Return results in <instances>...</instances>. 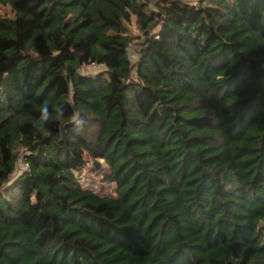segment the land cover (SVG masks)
<instances>
[{
    "label": "trees",
    "instance_id": "16d2710c",
    "mask_svg": "<svg viewBox=\"0 0 264 264\" xmlns=\"http://www.w3.org/2000/svg\"><path fill=\"white\" fill-rule=\"evenodd\" d=\"M0 264H264V0H0Z\"/></svg>",
    "mask_w": 264,
    "mask_h": 264
},
{
    "label": "rangeland",
    "instance_id": "374dc122",
    "mask_svg": "<svg viewBox=\"0 0 264 264\" xmlns=\"http://www.w3.org/2000/svg\"><path fill=\"white\" fill-rule=\"evenodd\" d=\"M1 12L4 13L3 10ZM132 22L134 23V19ZM133 23H130V28L135 30ZM108 172V166L103 159H93L83 154L81 165L77 168L75 174L83 187L90 188L96 193L113 195L114 185L103 180Z\"/></svg>",
    "mask_w": 264,
    "mask_h": 264
},
{
    "label": "clouds",
    "instance_id": "9594fccd",
    "mask_svg": "<svg viewBox=\"0 0 264 264\" xmlns=\"http://www.w3.org/2000/svg\"><path fill=\"white\" fill-rule=\"evenodd\" d=\"M55 118L57 120L63 118V110L61 108H56L54 112ZM51 118H53V111L50 110L49 103L45 100L39 107V116L38 121L41 125L47 123ZM73 120H76V117H73Z\"/></svg>",
    "mask_w": 264,
    "mask_h": 264
},
{
    "label": "built area",
    "instance_id": "2783aa9c",
    "mask_svg": "<svg viewBox=\"0 0 264 264\" xmlns=\"http://www.w3.org/2000/svg\"><path fill=\"white\" fill-rule=\"evenodd\" d=\"M27 168V166L26 165H24V169H26Z\"/></svg>",
    "mask_w": 264,
    "mask_h": 264
}]
</instances>
